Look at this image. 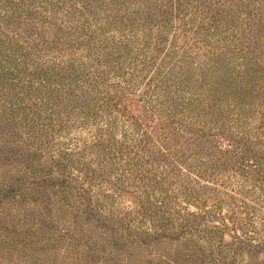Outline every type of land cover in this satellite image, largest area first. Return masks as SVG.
<instances>
[{
  "label": "rangeland",
  "instance_id": "obj_1",
  "mask_svg": "<svg viewBox=\"0 0 264 264\" xmlns=\"http://www.w3.org/2000/svg\"><path fill=\"white\" fill-rule=\"evenodd\" d=\"M36 1L0 0V15L8 11L3 6H10L18 13L26 4L27 21L19 16L21 19L16 21L20 23L14 22L10 28L1 25L0 39L5 48L15 50L19 56L27 55L28 64L36 66L33 63L36 62L45 69L64 63L70 71V66H75V72L84 75H100L107 71V86L103 87L105 90L101 87V92L117 98L120 112L138 117L144 114L143 108L150 98L148 86L150 80L153 84L158 75L157 65L164 73L170 66L175 68L180 65L185 70L180 79L185 75L188 79L191 76L204 78L199 89L189 91L193 96L188 93L184 96L199 100L198 108L205 112L200 119L184 112L185 116L193 119L188 121L183 117L181 120L193 123L195 128H201L205 133L208 130L219 132V128H233L236 119L252 128L264 129V0H179V4L174 0V16L177 17L172 20V27H163L161 22L159 24L157 19L150 17L143 20L147 0H80L78 10L67 6L79 0H65L66 3L50 0L52 6L45 8L42 0L40 3ZM166 1L148 0L151 6ZM167 7L171 9L170 4ZM64 9H69L71 13H65ZM136 11L138 14H135ZM22 22L31 25L30 34L37 37V44L25 39L19 28L24 26ZM243 35L246 37L240 39ZM232 36L239 38L237 41L243 40L246 51L237 52L238 47L231 44ZM11 39L13 43L9 44ZM192 42L197 43L200 49H190L194 47ZM220 44H231L226 51L236 53L231 57L233 65L227 70L229 79H218L223 91L221 104L208 114L205 103L208 97L205 95H209L208 88H214L215 84L212 83L210 70L201 76L198 68L200 64L213 63L208 58L212 52L216 54L220 51ZM110 46H117L115 51L121 53L111 54L113 67L116 66L112 70L102 63V58L111 50ZM30 47L39 53L29 52ZM153 48L158 49L154 52ZM170 51L175 52L168 56ZM184 51L192 58L187 59ZM149 56L153 57L155 64L147 65L146 70L137 74L135 68L140 69L141 65L135 60L142 61ZM214 61L226 65L228 60L216 58ZM221 69L223 72L224 69ZM237 72L246 74L244 77L248 83H244ZM133 77L136 79L134 84L124 82ZM34 78L26 75L25 80ZM127 87L130 90H126ZM154 94L151 93L152 96ZM79 106L74 97H65L53 107V127L48 126L44 132L35 129L37 136L33 137L27 130L26 112L16 110L11 113V108L0 98V264H264V246L254 251L240 250L238 255L222 259L216 252L210 254L209 240L202 233L175 231L171 225L168 229L154 232L150 225L152 211L145 209L136 189L117 191L109 183L111 178L125 177L84 176L85 168L77 162L66 164V157L71 155L70 160L77 158L97 170L91 155L81 158L77 153H81L85 144L95 141L93 133L102 128V118L109 117L105 113L88 112L87 108L76 110ZM15 107L22 108V104ZM51 107L52 103H49L46 109ZM70 108L75 109L69 111ZM181 116L178 113L173 120ZM161 119L167 121L172 118L166 116ZM47 121L46 118L39 122ZM203 121L207 123L203 125ZM122 131L120 127L115 132L118 140ZM259 131L264 133L261 128ZM234 134L233 138L238 139ZM136 136L139 138L141 134ZM205 140L204 137L202 141ZM256 152L262 153L258 148ZM154 158L161 161V166L166 161L160 155ZM230 162L229 159L221 162L220 174L223 178L233 174L237 176L235 167L231 169L228 165ZM62 163L66 165L65 169L63 166L61 169ZM90 178L92 182H89ZM237 179L241 180V177ZM248 185L244 184L243 188H248ZM236 186L239 182H233L232 187L240 193ZM80 188H85L86 193L82 194ZM226 189H231V186L226 184ZM223 192L226 193V190ZM230 195L227 191L222 197L219 210L226 214V218L229 215V199L226 196ZM258 196L263 201L244 194L240 196L249 203L261 206L256 210L252 225L246 226L249 232L244 235L253 244L262 238L258 218L264 219V192H258ZM128 217L133 219L129 221ZM224 236V242L229 243V232L226 231ZM220 237L222 234L219 233L214 241L217 242ZM167 256L177 258V261ZM171 259L174 263L170 262Z\"/></svg>",
  "mask_w": 264,
  "mask_h": 264
},
{
  "label": "trees",
  "instance_id": "obj_2",
  "mask_svg": "<svg viewBox=\"0 0 264 264\" xmlns=\"http://www.w3.org/2000/svg\"><path fill=\"white\" fill-rule=\"evenodd\" d=\"M42 1L45 5L43 8L52 6L50 0ZM177 1L176 3L179 4L180 1ZM37 2L40 3V0ZM59 2L66 3L65 0ZM166 2L151 6L147 0L143 20L150 17V19H157L159 24L161 22V26L164 25L163 27L171 26L172 20L177 17L174 16L176 5L173 4L174 0L173 2L171 0ZM79 3L80 0L78 2L73 1L67 7L78 10L81 7ZM167 4H170V10ZM25 5L24 3L22 10L18 13L10 6H3L8 11L0 15V26L4 25V27L10 28L14 22H18L16 19L20 18L19 16L27 21L28 13ZM28 5L31 6V4ZM50 9L53 11L54 8L51 7ZM64 11L67 14L71 13L69 9H64ZM135 14H138V12L136 11ZM136 19H139V17L136 16ZM21 24L24 26H19V28L22 34L25 35V39L34 42V45L37 44V37L30 34L29 27L31 25L28 22H22ZM2 30L1 27L0 35H2ZM243 36L240 39L246 37V35ZM230 40L232 45L238 47L237 52L247 48V46H244L243 40L237 41L239 38H235V36H232ZM193 42L191 46L194 47H190V49L199 50L200 48L196 46L197 43L193 44ZM8 43L12 44L13 40H8ZM231 44H220V47H222L220 51L216 54L212 52V55L208 58V61H213V63L206 62L200 64L198 68L201 76H205L206 70H210L212 83L215 84L214 88H208L209 93L207 94L209 95H205L206 98L208 97L205 101L208 105V114L210 110H217L215 108L221 104L219 101H221L223 91L218 79L220 77L229 79L227 78V70L229 71L233 65L234 60H231V57L236 53L230 50L226 51L228 45ZM0 47V57H2L0 61V98L8 108H11L9 109L11 113L16 110H22V113L26 112L25 121L31 136L34 137L35 129L44 132L48 126L53 127L52 117L55 113L53 107L60 104L67 96L74 97L80 103V108L76 110L87 108L88 112L109 115L108 118H102V128H98L96 134L93 133L95 141L85 144L81 153H77L81 158L91 155L96 163L97 170L89 168L84 160L83 163L77 158L70 160L71 155L66 157V164L77 162L78 165L85 168L84 176L125 177L122 179L118 177L115 180L111 178L109 183L117 191L129 188L136 189V194L145 204V209L152 211L153 220L150 225L154 228V232L168 229V225H171L175 231L179 229L190 234L194 232L202 233L203 237L209 240L210 254L214 255V252H216L222 259L232 258V256L238 255L240 250L254 251L264 246V219L258 218L262 237L258 243L253 244L244 236L249 232L246 226L252 225V220L256 217V210L261 206L256 203H249L240 197L244 194L247 197L263 201V198L258 196V192H264V133L259 131L260 128L264 129L262 127L252 128L247 124L244 125L245 123L242 120L236 119L237 123L233 128L230 127L226 130L225 128H219V132L218 130L217 132L208 130L205 133L202 132L201 128H195L193 123H186L181 120L183 117L190 121L193 116L198 119L205 116V112L198 108L199 100L194 101V98L190 99L184 96L187 93L192 95L189 91H195V88L199 89V85L203 84L201 81L204 78L191 76L188 79L185 75L183 79H180L179 76L185 71L180 65L175 66V68L170 66L165 73L161 72L160 66L157 65L158 75L155 77L153 84L150 80L148 86L150 95L153 92L156 94L154 96L149 95L150 98L146 100L148 101L147 105L143 108L144 114L138 117L128 112H120L117 98L113 99L101 92V87L107 86L105 83L107 71L100 73V75L94 73L84 75L79 71L75 72V66H70L72 67L70 71L64 63L60 66L57 64L52 68L46 67L44 69L43 66H40L41 64H36V62H33L36 66L28 64L27 55L19 56L15 50L5 48L1 39ZM31 48H29V52L39 53V51ZM110 49L104 58L100 56L103 59L102 63L108 70L116 67H113L114 61L111 54L113 52L117 55L121 54L119 51H115L118 49L117 46H110ZM157 49L153 48L152 50L156 52ZM174 52L170 51L168 56H171ZM185 54L187 59L192 58L188 56L190 53L185 52ZM216 58L228 61L224 65L221 62H215L214 59ZM243 58H246V56ZM96 61L99 62V60ZM135 62L141 65L140 69L134 67L139 75L140 72L147 69V65L153 66L155 64L152 56L144 57L142 61L135 60ZM221 68L224 69L223 72H221ZM32 69L34 71L30 72ZM237 73L241 79H244V83H248V81H245L246 76L244 77L246 74ZM26 75L28 77L35 76V78L31 81L25 80ZM52 79L56 83H53ZM124 82L132 85L136 82V79L133 77L131 80ZM126 90H130V87H127ZM211 91L212 94L210 95ZM37 99H41L40 102L36 101ZM49 103H52V107L46 109ZM18 104H22V108L15 107ZM44 109L47 111L46 113H42ZM74 109L70 108L69 111H74ZM184 112H189L192 117L185 116ZM81 113L85 114L84 111ZM178 113L182 115L181 118L173 120V117ZM29 114L30 116H28ZM166 116L172 119L163 121L161 118ZM46 118L48 119L47 122H39ZM206 123L207 121H203V125ZM120 127L123 128V131L120 134L121 139L118 140L115 132ZM129 127L130 129H128ZM192 127H194V130H192ZM234 133H236L238 139L233 138ZM137 134H141V136L138 138ZM204 137L206 138L205 142L202 141ZM240 145L241 147H239ZM257 148L262 153L257 154ZM155 155L166 158L162 166L159 164L161 161L154 158ZM228 159L231 161V164L228 165L231 169L235 167L234 172L237 173V176L233 174L229 178H223L220 174V165L222 160ZM62 166L65 169L66 165L62 163L60 165L61 169ZM238 177H241V180H238ZM89 182H92L91 178ZM233 182H236V184L239 182V186L236 187L239 188L237 191H240V193L232 187ZM226 184L230 185L231 189H226ZM244 184H249L248 188L244 189ZM85 190V188H80L82 194L86 193ZM223 190H226V193ZM227 191L231 195L226 196L229 199V215L226 218V214L219 212V210L223 202L222 197L227 194ZM103 198L111 199L113 197L103 196ZM207 200H212L211 204ZM143 203L141 202V204ZM189 208L194 210L190 211ZM127 219L130 221L133 218L128 217ZM226 231L229 232V243L224 242ZM219 233L222 234V237L216 242L214 237ZM240 233H243V235H240ZM167 257L175 259V262L177 261V258ZM172 259L170 262L174 263Z\"/></svg>",
  "mask_w": 264,
  "mask_h": 264
}]
</instances>
